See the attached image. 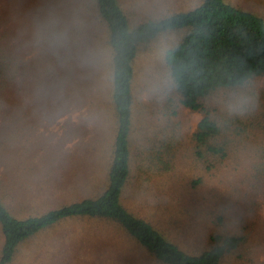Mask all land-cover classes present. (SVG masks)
<instances>
[{
  "label": "rangeland",
  "instance_id": "obj_1",
  "mask_svg": "<svg viewBox=\"0 0 264 264\" xmlns=\"http://www.w3.org/2000/svg\"><path fill=\"white\" fill-rule=\"evenodd\" d=\"M117 1L129 28L134 29L190 11L202 0ZM224 2L264 23V0ZM39 5L40 14L46 16L40 27L51 31L52 43L44 41L51 45L47 59L53 66L69 70L65 90L51 93L54 96L43 102L36 76L24 74L36 63L39 49H20L24 62L20 90L0 93V204L20 220L99 197L106 189L115 132L108 33L94 19L91 0H39ZM2 30L0 27V33ZM180 37L175 32L160 34L139 48L133 61L135 142L133 138L130 174L136 180L127 182L120 202L128 213L147 221L186 254L207 249L211 234L238 233L247 240L240 257L226 256L222 264H264L263 188L249 178L256 160L253 146L264 145V132L254 125H264V77L239 89L215 93L205 102L221 114L243 118L246 130L244 140L237 142L223 166L207 172L195 162L191 146L202 114L178 106L169 117L170 132L164 131L165 106L170 103L173 111L176 93L163 56ZM69 108L74 109L68 112ZM144 125L152 133L151 150L156 149L152 143L162 144L153 138L157 129L166 135L176 129L172 172L163 173L166 158H158V166L153 168L154 153H136L143 143ZM3 243L0 229V255ZM8 264L156 263L117 224L73 217L17 245Z\"/></svg>",
  "mask_w": 264,
  "mask_h": 264
},
{
  "label": "trees",
  "instance_id": "obj_2",
  "mask_svg": "<svg viewBox=\"0 0 264 264\" xmlns=\"http://www.w3.org/2000/svg\"><path fill=\"white\" fill-rule=\"evenodd\" d=\"M91 2L94 19L107 29L111 51V104L115 136L107 188L97 198L22 220L12 217L0 204V229L4 239L0 264L11 261L20 243L73 217L114 222L146 250L156 264H222L226 256L240 257L239 251L247 242L241 234H211L207 249L186 254L169 240L166 241L147 221L128 213L122 206L120 198L132 176L130 166L131 163L133 165L134 154L133 61L139 48L160 34L175 32L179 37L181 35L179 41L163 56V65L176 93L173 111H170V103L165 104L167 114L164 131L168 129L170 132L169 117L175 115L178 106L202 114L191 137L192 154L197 165L211 172L223 166L237 142L244 140L246 130L243 118L221 114L219 109L217 112L216 107H210L205 102L215 93L239 89L264 77L263 21L251 13L232 7L224 0H202L190 11L148 21L130 29L117 0ZM38 7H41L39 0H0V27L3 28L0 33V93H6L8 89H15V92L20 90V69L24 62L19 50L29 52L37 48L39 57L36 63L33 61L24 70V74L26 77L36 76V88L44 102L54 96L51 93L65 90L64 80L69 69L49 63L47 58L51 56L48 51L51 45L46 46L44 41L52 43L49 38L51 31L41 28L46 16L40 14L41 9ZM55 96L57 98L58 94ZM254 125L258 131L264 132L263 124L254 122ZM166 134L157 129L153 138L156 142L162 141V144L152 143L151 146L156 149L151 150L152 133L145 128L142 132L143 143L136 153H154L153 168L158 166V158H166L162 164L165 166L163 173H170L174 168L178 135L176 129ZM253 148L256 160L249 170V178L256 186L263 188L264 199V145H254ZM143 166V163L140 164L139 169Z\"/></svg>",
  "mask_w": 264,
  "mask_h": 264
},
{
  "label": "crops",
  "instance_id": "obj_3",
  "mask_svg": "<svg viewBox=\"0 0 264 264\" xmlns=\"http://www.w3.org/2000/svg\"><path fill=\"white\" fill-rule=\"evenodd\" d=\"M121 7V6H120ZM110 87H111V85H110ZM74 108H72V109H68V112L70 111V110H73ZM114 113V112H113ZM132 116H133V114H132ZM115 119V118H114ZM115 121V120H114ZM132 121H133V117H132ZM145 129V125L143 126V128H142V131ZM114 136H115V132H114ZM71 139H74V138H71ZM70 139V140H71ZM141 139V138H140ZM141 141H143L142 139H141ZM140 141V142H141ZM135 142V141H134ZM113 144H114V139H113ZM142 145V144H141ZM140 144H139V147H138V150L140 149V146H141ZM112 150H113V145H112ZM138 150H137V152H138ZM111 154H112V151H111V153H110V160H111ZM109 165H110V161H109ZM133 166V165H132ZM108 172H109V166H108ZM151 177H152V175H151ZM132 178H134V179H132ZM133 180H136V176H134V174L132 173V176H131V179L128 181V183L129 182H131V181H133ZM107 185H108V173H107V184H106V188H107ZM126 188H127V186H126ZM125 188V189H126ZM106 190V189H105ZM104 190V191H105ZM103 191V192H104ZM94 199V198H93ZM40 216V215H39ZM91 219H95V218H91ZM99 220H102V219H99ZM102 221H107V220H102ZM61 222V221H60ZM59 222V223H60ZM111 222V221H110ZM114 223V222H113ZM58 224V223H57ZM56 225V224H55ZM53 226V225H52ZM51 227V226H50ZM119 227V226H118ZM39 233V232H38ZM139 246V245H138Z\"/></svg>",
  "mask_w": 264,
  "mask_h": 264
}]
</instances>
